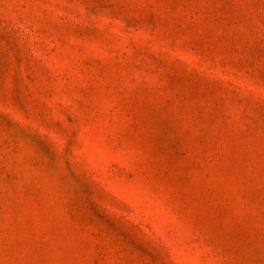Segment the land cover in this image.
<instances>
[{"label": "rangeland", "instance_id": "1", "mask_svg": "<svg viewBox=\"0 0 264 264\" xmlns=\"http://www.w3.org/2000/svg\"><path fill=\"white\" fill-rule=\"evenodd\" d=\"M0 264H264V0H0Z\"/></svg>", "mask_w": 264, "mask_h": 264}]
</instances>
